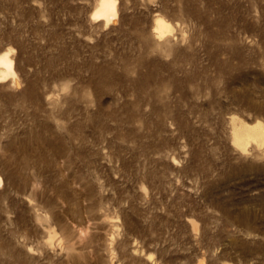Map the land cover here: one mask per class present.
<instances>
[{
  "label": "rangeland",
  "instance_id": "obj_1",
  "mask_svg": "<svg viewBox=\"0 0 264 264\" xmlns=\"http://www.w3.org/2000/svg\"><path fill=\"white\" fill-rule=\"evenodd\" d=\"M95 1L0 0V264H264V0Z\"/></svg>",
  "mask_w": 264,
  "mask_h": 264
},
{
  "label": "bare ground",
  "instance_id": "obj_2",
  "mask_svg": "<svg viewBox=\"0 0 264 264\" xmlns=\"http://www.w3.org/2000/svg\"><path fill=\"white\" fill-rule=\"evenodd\" d=\"M90 11L91 19H102L104 25H108L110 22H114L117 19L118 0H96ZM153 25L156 34L159 37H163L166 34L172 32L173 29L172 24L160 14L155 16ZM14 51L15 49L11 46L0 49V82L11 78L13 83L19 84L18 73L16 71L15 62L12 56ZM231 121L232 142L237 147L246 149V146L249 142H255L257 145H259L263 140V122L253 121L249 123L234 115L231 117Z\"/></svg>",
  "mask_w": 264,
  "mask_h": 264
}]
</instances>
